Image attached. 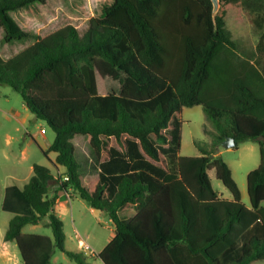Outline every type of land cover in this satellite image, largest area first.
<instances>
[{
    "label": "trees",
    "instance_id": "16d2710c",
    "mask_svg": "<svg viewBox=\"0 0 264 264\" xmlns=\"http://www.w3.org/2000/svg\"><path fill=\"white\" fill-rule=\"evenodd\" d=\"M46 2L0 0L3 44L35 39L8 60L0 54V85L54 131L44 155L56 154L54 165L65 168L55 178L34 164L26 185L5 189L1 209L14 215L3 240L16 244L22 264H52L56 251L89 264L66 248L55 183L111 219L115 235L96 255L103 264L264 261V0H221L217 25L211 0H113L83 34L71 25L43 38L23 31L12 15ZM239 11L260 32L254 51L242 52L232 33ZM110 79L118 93L107 90ZM199 106L212 144L196 141L199 155L184 157L183 109ZM226 137L234 149L259 145L248 206L216 149ZM83 140L97 162L93 176L75 158ZM211 170L231 200L213 188ZM44 221L52 237L22 233Z\"/></svg>",
    "mask_w": 264,
    "mask_h": 264
},
{
    "label": "rangeland",
    "instance_id": "374dc122",
    "mask_svg": "<svg viewBox=\"0 0 264 264\" xmlns=\"http://www.w3.org/2000/svg\"><path fill=\"white\" fill-rule=\"evenodd\" d=\"M113 0H47L44 5H36L29 9H22L12 16L23 31L34 34L37 37H46L66 25L75 27L81 34L87 29V24L93 17H99L104 6H108ZM252 18L245 12L239 11L232 21L231 30L241 46V50L254 51L258 43L260 32L255 28ZM35 43V39L27 42H16L9 45L3 44V34L0 29V54L3 59L8 60L24 51ZM108 79V78H107ZM109 92L120 91V85L116 81L106 80ZM182 138L180 143V155L184 157H196L199 155L194 146L196 141L212 144L211 133L214 128L209 124L202 107L184 108L182 114ZM55 139L54 131L42 120H36L33 113L26 107L21 95L8 86L0 85V264H16V259L21 263L20 253L14 244L7 253L3 247V236L8 228V223L13 213L3 211L2 203L4 189L9 185H24V179L29 171L30 164H40L44 167L54 169L51 160L56 157L54 153L44 155L47 148ZM76 144V143H75ZM77 145V144H76ZM223 159L231 167L234 180L243 192V203L249 205L247 195V174L257 169L260 164L259 145L249 141L238 145L237 149H225L218 147ZM75 158L81 167V172H97V162L89 145L83 140L79 143ZM55 174H58L54 172ZM95 173H88L94 175ZM213 188L226 199H231L230 191L217 180L214 171H209ZM87 175V174H86ZM72 214L65 218V232L67 233V248L77 251L78 243L74 237L75 228L79 235L89 245L91 251L81 250L79 252L87 256L89 264H103L96 257L103 244H96L87 239V233L97 230V216L90 213L88 204L79 197L72 199ZM264 208V203L262 204ZM105 218H108L107 215ZM46 221L42 223V226ZM102 225L105 223L102 221ZM40 226L28 225L23 234L38 233L52 237V230ZM16 254V255H15ZM52 264H75L65 254L56 251ZM251 264H264L258 261Z\"/></svg>",
    "mask_w": 264,
    "mask_h": 264
},
{
    "label": "crops",
    "instance_id": "0c3cea01",
    "mask_svg": "<svg viewBox=\"0 0 264 264\" xmlns=\"http://www.w3.org/2000/svg\"><path fill=\"white\" fill-rule=\"evenodd\" d=\"M50 147V146H49ZM49 148H47L46 152L48 151ZM219 154L221 155L222 153L219 152ZM56 155V154H55ZM51 160V165L54 169V172L58 173V174H55L53 172L52 169L51 172L52 174L55 176V178H57L58 176H61L65 173V168L64 167H61V166H56L54 165V162L56 160V157L53 159H50ZM33 165L34 164H30L29 166V171H28V174L26 175V178L24 179V185H26L28 182H29V179L31 178V176L33 175ZM88 173H95V168H94V172H90L88 171L86 174L89 175V176H93V175H90ZM97 173V172H96ZM95 173V174H96ZM249 173V172H248ZM84 174V175H86ZM94 174V175H95ZM24 185L22 186H18V188H22ZM9 186H12V185H9ZM9 186H6L5 189ZM59 185H57L56 183L53 184V186H51V190H50V195L53 196V195H57L58 198L56 200V206L53 210V213L55 216H57L58 218H60L63 223H65V218L68 216V214H72V210H73V205H72V199L74 197H79L76 193H73L72 191H69L68 193H65V192H61L59 191V188H58ZM5 189H4V196H5ZM241 192V201L243 202V191L240 190ZM80 198V197H79ZM230 199V198H229ZM80 200H82L80 198ZM231 200V199H230ZM3 201H4V198H3ZM84 201V200H83ZM87 203V202H86ZM88 204V203H87ZM245 204V203H244ZM247 205V204H245ZM2 206H3V203H2ZM248 206V205H247ZM89 209H90V213L92 215H95L97 216V230H91L89 233H87V239L88 240H91L92 242L96 243V244H103L100 251L98 252V254L105 248V246L109 243V241L112 239V237L115 235V228L111 222V219L108 217V218H105L106 214L103 213V212H99L93 208H91L89 205H88ZM102 221L105 223V226L102 225ZM36 226H40V227H43L42 224H39V225H36ZM44 228V227H43ZM25 229V228H24ZM23 229V231H24ZM64 229H65V226H64ZM31 234H38V233H31ZM76 235H79V230L78 228H75V234H74V237L76 238ZM44 236V235H43ZM80 236V235H79ZM4 237V236H3ZM49 237V236H48ZM65 237H66V248H67V244H68V236H67V233L65 232ZM77 239V238H76ZM78 243V241H77ZM14 244L15 247L17 248L16 244L13 243V242H5L3 240V247L6 249V252L8 253L11 249V245ZM88 245V244H87ZM89 246V245H88ZM18 249V248H17ZM68 250H70L69 248H67ZM82 249L79 247L78 245V250L76 252H79L81 251ZM74 251V250H72ZM19 252V250H18ZM16 255V254H15ZM56 255V253H55ZM54 255V257H55ZM21 256V255H20ZM53 257V258H54ZM52 258V259H53ZM22 263V262H21ZM16 264H19L17 259H16Z\"/></svg>",
    "mask_w": 264,
    "mask_h": 264
},
{
    "label": "water",
    "instance_id": "95a60500",
    "mask_svg": "<svg viewBox=\"0 0 264 264\" xmlns=\"http://www.w3.org/2000/svg\"><path fill=\"white\" fill-rule=\"evenodd\" d=\"M212 2V16H213V21H214V24L217 25L216 23V16L219 12V9H220V3H221V0H211ZM236 143L235 141L231 138V137H226L225 140L218 145V147H223L225 149H233L235 147Z\"/></svg>",
    "mask_w": 264,
    "mask_h": 264
},
{
    "label": "built area",
    "instance_id": "2783aa9c",
    "mask_svg": "<svg viewBox=\"0 0 264 264\" xmlns=\"http://www.w3.org/2000/svg\"><path fill=\"white\" fill-rule=\"evenodd\" d=\"M66 181H68V178H66ZM78 245L81 249L91 251V248L87 245V243L81 238V236L76 235ZM92 252V251H91ZM92 255H94V252H92Z\"/></svg>",
    "mask_w": 264,
    "mask_h": 264
}]
</instances>
